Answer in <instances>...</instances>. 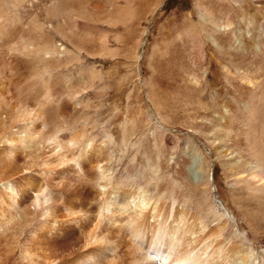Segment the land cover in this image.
<instances>
[{
    "label": "rangeland",
    "instance_id": "rangeland-1",
    "mask_svg": "<svg viewBox=\"0 0 264 264\" xmlns=\"http://www.w3.org/2000/svg\"><path fill=\"white\" fill-rule=\"evenodd\" d=\"M101 1L105 14L86 7L85 14L71 17L48 10L54 0H43L37 10L27 1L20 15L11 8L9 16L19 23L11 41L0 37L2 116L9 113L6 102L13 104L7 98L32 78L19 66L31 58L17 53L16 46L30 41L40 47L44 36L59 55L45 58L44 67L35 57V71L73 110L81 108L75 99L91 93L102 96L92 104L101 103L108 114L114 106L123 119L129 113L127 135L139 138L141 146L138 172L129 170L134 180L151 193L161 188L163 199L174 198L203 218L212 202L220 209L219 200L233 215V232L243 228L250 234L245 218L252 214L264 234V210L257 208L264 202L239 182L253 166L249 134L264 124V0ZM39 89L34 91L42 100ZM114 89L124 95L108 100ZM138 93L141 101L134 97ZM68 118L70 130L76 129L80 116L72 111ZM148 160L158 169L156 180ZM126 168L123 159L118 170ZM11 247V259L0 264H25L20 248ZM253 247L264 262V241Z\"/></svg>",
    "mask_w": 264,
    "mask_h": 264
},
{
    "label": "bare ground",
    "instance_id": "bare-ground-1",
    "mask_svg": "<svg viewBox=\"0 0 264 264\" xmlns=\"http://www.w3.org/2000/svg\"><path fill=\"white\" fill-rule=\"evenodd\" d=\"M4 1L0 37L11 41L14 23H19L9 16L11 8L20 15L27 1L37 10L43 0ZM54 3L48 10L58 9L66 17L83 14L86 7L96 14L106 12L101 0ZM39 39L40 47L30 41L16 46L17 53L31 58L19 66L32 78L7 98L13 100L5 105L9 113L3 117L0 109V263L11 259L14 245L25 264H264L254 253L253 246L264 241V234L252 214L245 218L252 236L243 228L235 233L229 225L233 215L219 200L222 210L210 201L205 219L179 207L174 198L163 199L161 188L151 193L134 180L129 170L138 172L141 146L139 138L127 135L129 113L123 119L114 106L108 114L109 108L92 104L102 96L91 93L75 99L81 108L73 110L50 80L35 71V57L44 67L45 58L59 55L44 36ZM36 87L45 95L42 100ZM109 94L113 101L124 95L119 89ZM134 97L142 99L139 93ZM72 111L80 116L81 127L70 130ZM248 142L253 166L242 172L239 182L264 202V124L258 133L249 134ZM123 159L127 168L122 172L118 169ZM146 167L156 180L158 169L151 160ZM257 208L264 210V205ZM21 224L25 228L19 230Z\"/></svg>",
    "mask_w": 264,
    "mask_h": 264
},
{
    "label": "clouds",
    "instance_id": "clouds-1",
    "mask_svg": "<svg viewBox=\"0 0 264 264\" xmlns=\"http://www.w3.org/2000/svg\"><path fill=\"white\" fill-rule=\"evenodd\" d=\"M39 193H40V192H39ZM39 193L35 194L34 200H35V198L37 197V195H38Z\"/></svg>",
    "mask_w": 264,
    "mask_h": 264
}]
</instances>
